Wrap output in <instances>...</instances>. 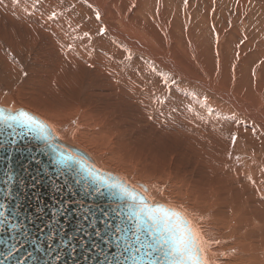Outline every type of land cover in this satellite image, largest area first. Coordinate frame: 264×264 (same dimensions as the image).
Returning <instances> with one entry per match:
<instances>
[{
    "label": "bare ground",
    "instance_id": "obj_1",
    "mask_svg": "<svg viewBox=\"0 0 264 264\" xmlns=\"http://www.w3.org/2000/svg\"><path fill=\"white\" fill-rule=\"evenodd\" d=\"M196 1L182 15L171 0H0V17L39 36L42 56L53 54L43 81L61 87L56 103L2 94L0 104L45 117L60 140L96 165L122 175L153 202L183 211L207 264H247L264 260V0ZM232 3L239 22L223 17ZM247 15L252 25L245 31ZM210 29L213 45L206 42ZM88 31L98 38L80 41L77 34ZM163 71L185 77L160 81ZM86 83L90 91L82 98ZM67 108L82 112L84 125L96 130L92 140ZM153 159L178 168L177 183L164 181L160 175L170 179L169 173L157 169L151 175L145 167L123 171ZM248 191L254 198L241 200L231 221L206 215L221 200L213 207L200 202L239 199ZM189 195L197 205L187 201Z\"/></svg>",
    "mask_w": 264,
    "mask_h": 264
},
{
    "label": "water",
    "instance_id": "obj_2",
    "mask_svg": "<svg viewBox=\"0 0 264 264\" xmlns=\"http://www.w3.org/2000/svg\"><path fill=\"white\" fill-rule=\"evenodd\" d=\"M0 264H207L183 211L0 104Z\"/></svg>",
    "mask_w": 264,
    "mask_h": 264
},
{
    "label": "rangeland",
    "instance_id": "obj_3",
    "mask_svg": "<svg viewBox=\"0 0 264 264\" xmlns=\"http://www.w3.org/2000/svg\"><path fill=\"white\" fill-rule=\"evenodd\" d=\"M171 1L174 4V6L178 7L179 13L184 15L187 4L189 3L190 0H171ZM195 2L197 5L196 0ZM216 2L220 3L221 0H216ZM204 4L207 5V2L205 0H204ZM3 10L4 7L0 5V14H2ZM259 11L262 12L264 10L262 9ZM68 12H72V11H68ZM227 12H229V15L226 14ZM223 17H228L234 22H239L241 13L235 11V3H232L231 5L223 8ZM19 24H20L19 22H17L15 19H12L10 17H3V16L0 17V28L1 27L3 28V31L0 32V95L9 94V96L17 97V98H21V95H25V94L27 96L37 95L44 100L50 101L52 103H56L57 101H59L58 91L61 90V87H59L55 83L46 84L43 81V76L49 71L50 68H52V66L49 64V60L53 57V54L49 52L44 56H42V46H41L40 37L28 34L24 28L19 27ZM250 25L252 24L250 23L249 15H247L244 24L245 31L249 29ZM90 33L91 32L89 31L80 32L77 35L79 36L80 41L88 40L89 42H92L96 38H98L97 36L95 38H89ZM213 36H214V32L212 29H210L209 36H206L207 37L206 42L210 45H213V40H214ZM115 41H117L125 49L130 50L127 44H125L123 41L116 39ZM29 46H36V49L31 51L29 49ZM209 53L211 54V52ZM230 53H231L230 57L233 58L235 55L233 53V50H231ZM41 57L43 58L42 60H40ZM145 59L152 66H155V64L149 58L145 57ZM37 65L39 67V70L35 69V66ZM125 67H127L126 63H125ZM184 77L175 76V74L171 72L163 71L161 72L160 81H164V82L176 81L180 83ZM185 81L189 83L191 81V78L188 76L186 77ZM81 90H82L81 97L83 98L86 96L87 93H89L90 85L88 83L84 84ZM218 103L219 101H217V104ZM67 110L70 111V115L75 114L78 122L81 120L82 126L86 128L89 138L92 140L96 130L90 128V126L84 125L85 124L84 118L81 117L82 112L76 113L72 108H67ZM189 124L192 125V121L189 122ZM192 127L193 125L191 126V129ZM80 129L82 131V128ZM191 129L187 131H191ZM179 130H183V129L180 127H176V132ZM151 137L153 136L149 134L148 139L151 140ZM89 149L93 151L97 156L100 155V153L94 147H89ZM106 149L107 152H109V150L112 151L113 143L110 144ZM143 167H145L144 171L149 175L152 174V171L154 169H157L162 173H169L170 179H166V178L164 179V176L162 174L160 176L164 181L167 182L169 181L170 183L169 182L168 183L171 185L177 183L174 180L176 177L179 176V173L177 172L178 168H171L169 166H166L165 168L160 164L159 161L154 159L152 163L150 164L144 163L137 169H131L128 171L123 169L120 170H123L127 173H131L132 171L136 172L142 169ZM148 171L151 172V174ZM139 175H140L139 173L135 174V176H139ZM233 180L234 179H232V186L235 185ZM253 198H254V194L248 191L243 198H239V199H234L232 195H226L222 199L220 197H214V198L209 197L201 200L200 202L201 203L209 202L210 207H213V205H215L217 201L221 200V203L217 205V207L208 210L206 215L211 220L217 218L225 220V218L228 217L229 221H231V218L235 213L233 211L235 209V206L239 205V202L241 200H250ZM187 201L195 205L198 204V200L194 199L193 195L187 196ZM233 223L235 225H240L237 224L236 222ZM248 225L249 223L241 226L247 227ZM236 230L238 231V229ZM247 264H264V260L261 258H253Z\"/></svg>",
    "mask_w": 264,
    "mask_h": 264
}]
</instances>
